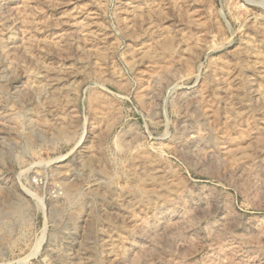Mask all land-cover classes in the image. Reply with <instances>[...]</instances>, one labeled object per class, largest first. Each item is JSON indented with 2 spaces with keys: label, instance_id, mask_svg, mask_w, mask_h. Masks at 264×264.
Listing matches in <instances>:
<instances>
[{
  "label": "rangeland",
  "instance_id": "1",
  "mask_svg": "<svg viewBox=\"0 0 264 264\" xmlns=\"http://www.w3.org/2000/svg\"><path fill=\"white\" fill-rule=\"evenodd\" d=\"M0 264H264V6L0 0Z\"/></svg>",
  "mask_w": 264,
  "mask_h": 264
},
{
  "label": "built area",
  "instance_id": "2",
  "mask_svg": "<svg viewBox=\"0 0 264 264\" xmlns=\"http://www.w3.org/2000/svg\"><path fill=\"white\" fill-rule=\"evenodd\" d=\"M252 6L258 10L264 6V0H249Z\"/></svg>",
  "mask_w": 264,
  "mask_h": 264
},
{
  "label": "bare ground",
  "instance_id": "3",
  "mask_svg": "<svg viewBox=\"0 0 264 264\" xmlns=\"http://www.w3.org/2000/svg\"><path fill=\"white\" fill-rule=\"evenodd\" d=\"M168 42V41H167ZM68 198V197H67ZM19 211V210H18ZM21 212V211H20Z\"/></svg>",
  "mask_w": 264,
  "mask_h": 264
}]
</instances>
